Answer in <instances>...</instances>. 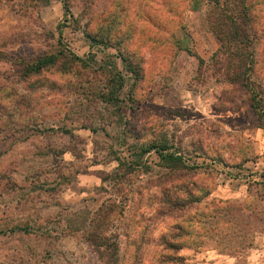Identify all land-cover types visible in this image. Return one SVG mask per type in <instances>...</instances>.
Wrapping results in <instances>:
<instances>
[{
    "label": "rangeland",
    "instance_id": "obj_1",
    "mask_svg": "<svg viewBox=\"0 0 264 264\" xmlns=\"http://www.w3.org/2000/svg\"><path fill=\"white\" fill-rule=\"evenodd\" d=\"M252 1L259 70L251 83L264 105V0ZM192 6L70 0L66 12L60 0H0V264H112L85 232L95 212L113 202V264H158L172 253L163 239L183 242L177 254L186 264H252L264 228V186L255 183L264 163V113L225 81L224 62L212 57L220 42L209 23L211 5ZM100 27L101 36L113 29L109 44L84 35ZM116 48L140 62V79ZM59 50L85 60L82 76H16L13 60ZM117 72L119 101L108 103L99 92L108 93ZM164 140L186 157L181 179L167 177L153 151L134 164L130 150ZM193 166L199 175L191 178L186 169ZM193 178L211 188L206 202L235 200L239 208L211 228L197 222L194 208L171 211L164 196L185 197L181 184Z\"/></svg>",
    "mask_w": 264,
    "mask_h": 264
},
{
    "label": "trees",
    "instance_id": "obj_2",
    "mask_svg": "<svg viewBox=\"0 0 264 264\" xmlns=\"http://www.w3.org/2000/svg\"><path fill=\"white\" fill-rule=\"evenodd\" d=\"M64 6L66 12H69V1L60 0ZM192 7L197 8L200 1H206L211 5L209 23L217 36L220 45L219 48L213 53L212 57L216 61V64L224 62L223 69L224 79L229 84L237 86L245 91L248 96L249 103L252 104L254 109H259V113H264V105H262L261 99L259 100L258 92L253 83H251V77L258 73L259 65L254 59V53L252 50L253 38H254V25L256 23V15L253 13V1L252 0H191ZM102 27L98 28L95 33L85 32V36L92 44L111 42L113 34H111L112 28H107L108 31L103 36L100 35ZM118 57L121 59L123 65L126 67V71L132 73L134 79H140L142 76L140 62L133 60V55L126 52L124 49L116 48ZM179 49H188L184 44H179ZM194 53V52H193ZM199 62L204 63V60L198 56ZM84 59L77 56L72 52L59 50L57 53L40 55L35 57L31 61L24 59H17L12 61L11 64L14 67L16 76L22 81H30L37 76L42 75L45 72L57 71L59 73H72L74 75H80L81 65L84 64ZM78 66V67H77ZM260 73L264 75V62H260ZM122 73H114L113 77L108 79V93L99 92V97L102 100H106L108 103L112 101H119L117 91L121 89L123 85ZM117 77L119 80L115 79ZM260 78H262L260 76ZM153 151L159 158L162 166L168 168L169 172L167 177H184L181 169L186 168L185 155L183 152L173 143L168 141H151L147 145H141L138 147V151L130 150L135 156V162L137 166L140 165V157ZM133 163H125L119 161V165L127 167L128 169L134 168ZM135 165V166H136ZM198 167L186 169L195 177L198 174ZM123 174V173H122ZM122 174L120 176H122ZM117 176V174H115ZM118 175L117 178H120ZM181 179V178H179ZM257 185L264 186V180L255 182ZM176 187V185H175ZM181 188L184 189L185 197H174L169 199L168 195L164 196V202L168 204L171 211L176 209H192L198 216L197 222L206 224L207 227H215L217 222L222 221L221 216L232 211V209L239 208L240 204L233 200H221L211 199L205 201L207 196L211 194V188H205L198 180L194 178L190 179L189 186L185 183L181 184ZM180 188V189H181ZM223 205V206H220ZM118 211V206L115 202L109 204L107 208L95 212V217L92 218L89 229L85 232V239L89 244L97 248L99 251L104 252L107 261L112 264L116 260V254L118 251V242L115 237L110 234L112 224L110 221V215L113 212ZM224 212V213H223ZM182 216V215H181ZM180 216V217H181ZM184 216V215H183ZM191 220H195L191 216ZM222 235V234H220ZM223 236V235H222ZM164 247L170 250L171 254H168L161 258L158 264H186L185 259L177 254V251L183 247V242H176L173 240L163 239Z\"/></svg>",
    "mask_w": 264,
    "mask_h": 264
},
{
    "label": "crops",
    "instance_id": "obj_3",
    "mask_svg": "<svg viewBox=\"0 0 264 264\" xmlns=\"http://www.w3.org/2000/svg\"><path fill=\"white\" fill-rule=\"evenodd\" d=\"M264 163H260V180H264V173H261V169ZM253 262L252 264H264V228L260 232V244L253 250L252 254Z\"/></svg>",
    "mask_w": 264,
    "mask_h": 264
}]
</instances>
